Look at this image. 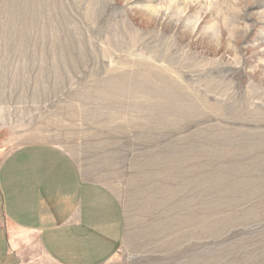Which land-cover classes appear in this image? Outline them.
<instances>
[{
  "label": "rangeland",
  "instance_id": "1",
  "mask_svg": "<svg viewBox=\"0 0 264 264\" xmlns=\"http://www.w3.org/2000/svg\"><path fill=\"white\" fill-rule=\"evenodd\" d=\"M32 143L118 196L105 264H264V0H0V166Z\"/></svg>",
  "mask_w": 264,
  "mask_h": 264
},
{
  "label": "crops",
  "instance_id": "2",
  "mask_svg": "<svg viewBox=\"0 0 264 264\" xmlns=\"http://www.w3.org/2000/svg\"><path fill=\"white\" fill-rule=\"evenodd\" d=\"M90 162L50 143L22 145L4 159L0 207L8 239L0 264H105L114 257L125 212Z\"/></svg>",
  "mask_w": 264,
  "mask_h": 264
}]
</instances>
